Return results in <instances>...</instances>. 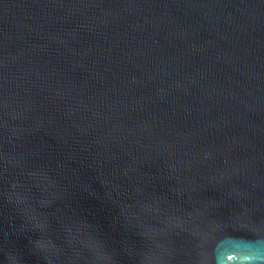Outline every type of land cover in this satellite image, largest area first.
I'll return each mask as SVG.
<instances>
[{"label":"water","instance_id":"1","mask_svg":"<svg viewBox=\"0 0 264 264\" xmlns=\"http://www.w3.org/2000/svg\"><path fill=\"white\" fill-rule=\"evenodd\" d=\"M0 264H264V0H0Z\"/></svg>","mask_w":264,"mask_h":264}]
</instances>
